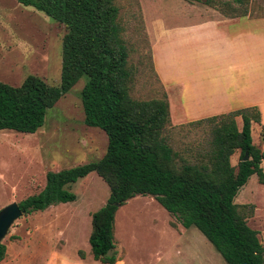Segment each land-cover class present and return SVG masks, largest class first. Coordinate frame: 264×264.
Segmentation results:
<instances>
[{"label":"rangeland","instance_id":"1","mask_svg":"<svg viewBox=\"0 0 264 264\" xmlns=\"http://www.w3.org/2000/svg\"><path fill=\"white\" fill-rule=\"evenodd\" d=\"M221 1L231 3L244 14L264 11V0H248L243 6L232 0ZM114 3L132 73L129 95L139 100L164 95L154 73L152 49L158 53L161 67L171 69L178 60L188 61L194 47L198 53V48L205 46L203 40L191 46L192 38L185 41L183 34L178 36L173 31L177 27L174 24L186 21L179 14L199 12L205 18L211 16L209 12L225 13L223 7L217 10L186 0H114ZM64 32L62 24L42 12L15 0H0V81L15 86L27 74H33L49 86L58 85ZM260 49L264 55L261 37ZM205 51L208 53V49ZM84 80L79 78L46 110L42 126L34 133L0 130V208L37 193L44 185L47 171L95 161L104 154L107 139L103 131L82 122L79 91ZM258 111L259 123L251 122L250 135L252 143L263 152L260 165L264 172V107ZM235 120L239 127V117ZM162 135L178 156L190 160L207 150L211 139L210 125L205 122L193 125L168 121ZM236 156L231 157V164H235ZM69 188L76 195L75 200L22 214L13 221L0 241L5 248L0 264H50L79 259L84 264H100L91 258L87 237L90 214L105 202L108 188L94 172L78 178ZM233 202L245 215L246 224L257 231L264 247V184L250 175ZM113 237L119 258L114 264H224L196 228H183L148 195H135L117 208Z\"/></svg>","mask_w":264,"mask_h":264},{"label":"trees","instance_id":"2","mask_svg":"<svg viewBox=\"0 0 264 264\" xmlns=\"http://www.w3.org/2000/svg\"><path fill=\"white\" fill-rule=\"evenodd\" d=\"M62 24L59 83L47 85L27 74L18 85L0 81V130L34 133L46 110L79 78L82 122L103 131L104 154L95 161L47 171L43 187L18 202L23 214L75 200L74 183L94 172L106 184L105 202L90 214L87 237L93 260L114 264L119 258L113 237L117 208L135 195L151 196L183 227H194L222 257L224 264H264V247L237 204V191L250 175L264 184L263 152L251 141L250 124L259 123L256 106L190 122L210 125V144L193 160L180 157L162 135L169 121L165 96L148 100L129 95L132 73L117 22L114 0H15ZM241 16L221 0H186ZM243 6L248 0H232ZM226 8V11L224 10ZM240 119V126L235 117ZM237 154L235 164L231 157ZM246 154V160L243 156ZM0 243V260L4 256ZM78 255L83 254L78 250Z\"/></svg>","mask_w":264,"mask_h":264},{"label":"crops","instance_id":"3","mask_svg":"<svg viewBox=\"0 0 264 264\" xmlns=\"http://www.w3.org/2000/svg\"><path fill=\"white\" fill-rule=\"evenodd\" d=\"M209 14L202 18L199 12L180 13L186 21L174 24L178 36L183 34L185 41L192 38L191 46L199 40L206 42L198 53L196 47L192 49L188 61L178 60L171 69H163L152 49L154 73L163 89L171 123L194 122L249 106L264 107V55L259 50V38H264V11L233 17ZM50 264L84 263L79 259Z\"/></svg>","mask_w":264,"mask_h":264},{"label":"water","instance_id":"4","mask_svg":"<svg viewBox=\"0 0 264 264\" xmlns=\"http://www.w3.org/2000/svg\"><path fill=\"white\" fill-rule=\"evenodd\" d=\"M246 154L243 160H246ZM23 214V210L19 207L18 202H10L0 208V241L5 236L8 228L14 220Z\"/></svg>","mask_w":264,"mask_h":264}]
</instances>
